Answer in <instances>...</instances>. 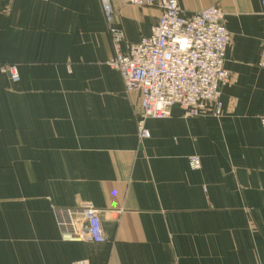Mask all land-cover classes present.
<instances>
[{"label": "crops", "instance_id": "1", "mask_svg": "<svg viewBox=\"0 0 264 264\" xmlns=\"http://www.w3.org/2000/svg\"><path fill=\"white\" fill-rule=\"evenodd\" d=\"M263 3L179 0L187 15L225 14L231 81L220 116L174 108L146 120L141 141L139 95L109 65L111 30L138 43L160 10L0 0V264H264ZM84 205L100 211L102 244L60 226Z\"/></svg>", "mask_w": 264, "mask_h": 264}, {"label": "built area", "instance_id": "2", "mask_svg": "<svg viewBox=\"0 0 264 264\" xmlns=\"http://www.w3.org/2000/svg\"><path fill=\"white\" fill-rule=\"evenodd\" d=\"M128 2L136 7L157 8L161 12L151 34L138 43L126 44L120 31L111 30L114 58L109 65L120 74L125 91L136 93L140 98L143 114L138 121L139 139H150L146 120L166 119L174 108L182 110L187 117L196 118L206 114L210 105V113L220 116L223 107L221 89L231 81V74L225 68L231 37L223 11L213 6L187 15L180 8L179 0ZM104 11L111 24L113 16L108 2H105ZM259 67L264 70V42ZM3 68L4 73H9L14 81L18 80L15 66ZM261 126L264 135V117ZM190 163L193 169L200 167L198 157H192ZM64 213L65 220L60 221V226L71 239L95 244L106 241L98 209L84 205Z\"/></svg>", "mask_w": 264, "mask_h": 264}, {"label": "rangeland", "instance_id": "3", "mask_svg": "<svg viewBox=\"0 0 264 264\" xmlns=\"http://www.w3.org/2000/svg\"><path fill=\"white\" fill-rule=\"evenodd\" d=\"M5 68H7V67H5ZM5 68H3V69H5ZM125 93L127 94V96L128 97H131L132 96V94H136V93H132V94H128L126 91H125ZM131 95V96H130ZM139 100H140V98H139ZM140 104V103H139ZM141 108V107H140ZM141 113H142V109H141ZM143 114V113H142ZM150 137H151V133H150ZM144 141V140H143Z\"/></svg>", "mask_w": 264, "mask_h": 264}]
</instances>
